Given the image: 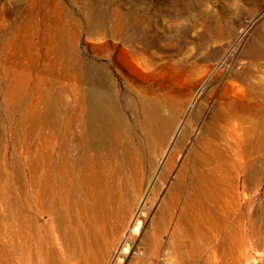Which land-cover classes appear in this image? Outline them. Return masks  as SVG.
<instances>
[{
  "label": "rangeland",
  "instance_id": "1",
  "mask_svg": "<svg viewBox=\"0 0 264 264\" xmlns=\"http://www.w3.org/2000/svg\"><path fill=\"white\" fill-rule=\"evenodd\" d=\"M205 127L221 138L228 224L185 238ZM82 133L116 188L96 197L113 219L94 264H264V0H0V264L84 261L38 192L46 178L56 192L55 168L84 151ZM90 201L74 188L61 218L87 220Z\"/></svg>",
  "mask_w": 264,
  "mask_h": 264
},
{
  "label": "bare ground",
  "instance_id": "2",
  "mask_svg": "<svg viewBox=\"0 0 264 264\" xmlns=\"http://www.w3.org/2000/svg\"><path fill=\"white\" fill-rule=\"evenodd\" d=\"M8 77L9 79L5 78V82L7 86L6 89L10 92L12 91L10 87L11 83L15 82L17 79L10 76ZM74 89L77 91V96L80 99L78 103H81L82 101L85 103L89 91L86 89L81 90L78 87H74ZM36 110L40 114H43V110L40 108ZM34 112L35 111H32L31 113L33 114ZM84 131L88 133L89 130L84 129ZM185 131L187 132L186 129H184V132ZM234 131L235 133L238 132V130ZM184 135L185 133L182 134V138H184ZM81 136L80 145L84 151L80 153L77 152L74 157L67 156L64 161L60 160L55 168L54 173L56 174V178L53 182V186L56 192L49 193L52 187V182L47 178L44 189L42 192H38L42 196V206L44 211L50 215L54 228L59 231V238H66L68 234H71L72 239L75 237V240L79 241L80 247L78 250L80 249V255L75 254L74 259L77 262H82L81 256H84L83 262L85 264H94V261H97L94 252L99 250V254H101L102 252L100 251L103 250L102 243L99 241L98 236H101L103 239L106 237V233L109 229L105 222H109L108 219L111 218L113 214L111 207L105 202L103 203L104 207L100 208L98 205L99 202L96 201V197H99L100 194L101 198V194L107 192L108 189L114 191L116 188L109 185V180L103 176L104 172L99 164L97 156L94 157L91 153V151H95V149L85 140L84 133H82ZM182 138L180 139V142L183 141ZM242 139L243 136L235 135V140H238L237 143ZM220 140L221 138L217 140L214 133L211 134L206 127L203 129L202 134L197 138L196 146L194 145L193 147L195 159L192 160L189 171L190 180L193 182L196 194L194 197L189 196L187 200H185L184 205L181 206L178 225L183 232L180 230L181 233L179 235V230L177 229V231L173 232L172 237L174 238L178 235L185 238L187 236H196L202 233L205 235L201 226L207 224L215 225L216 228L227 227L228 220L220 216L222 214H220L222 209L219 210V208L223 207V204L221 203L223 200L222 193L218 191V189L222 187L223 178L220 176L221 167L219 165H221V162L218 158H224V153L218 148ZM41 172H44L43 174L45 177L46 175L49 176L47 166L43 167ZM183 176L184 174L178 175L177 183L183 178ZM77 187L78 189L82 188L91 199L89 207H86L84 203H80L88 221L84 219V217H81L79 213L71 216L68 214L67 218H61L60 215V209L68 206V197L74 193V188ZM98 192L103 193L98 194ZM61 199L64 207L59 206V201ZM82 218L84 221H82ZM111 219H113V217ZM82 222H85V224L88 225L89 230H84L85 225ZM67 225L69 226V229H66ZM185 226H187V228L189 226V228L184 229ZM93 237L96 241L95 243H93ZM83 243L86 251L83 249ZM76 244L77 243L74 242V245ZM172 245L173 244H171V246ZM172 250L174 251V249ZM84 252L85 254H83ZM185 257L186 253L181 255L180 262L184 263L186 261Z\"/></svg>",
  "mask_w": 264,
  "mask_h": 264
}]
</instances>
